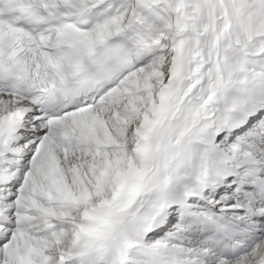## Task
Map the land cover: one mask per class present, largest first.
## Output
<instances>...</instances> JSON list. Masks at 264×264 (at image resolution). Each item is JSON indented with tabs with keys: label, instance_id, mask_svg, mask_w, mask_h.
I'll return each instance as SVG.
<instances>
[{
	"label": "snow or ice",
	"instance_id": "obj_1",
	"mask_svg": "<svg viewBox=\"0 0 264 264\" xmlns=\"http://www.w3.org/2000/svg\"><path fill=\"white\" fill-rule=\"evenodd\" d=\"M0 264H264V0H0Z\"/></svg>",
	"mask_w": 264,
	"mask_h": 264
}]
</instances>
